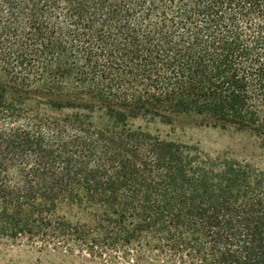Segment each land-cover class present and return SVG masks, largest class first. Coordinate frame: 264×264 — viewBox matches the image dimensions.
Segmentation results:
<instances>
[{"label": "trees", "instance_id": "obj_1", "mask_svg": "<svg viewBox=\"0 0 264 264\" xmlns=\"http://www.w3.org/2000/svg\"><path fill=\"white\" fill-rule=\"evenodd\" d=\"M181 116L264 147V0H0V241L264 264V169L135 125Z\"/></svg>", "mask_w": 264, "mask_h": 264}, {"label": "rangeland", "instance_id": "obj_2", "mask_svg": "<svg viewBox=\"0 0 264 264\" xmlns=\"http://www.w3.org/2000/svg\"><path fill=\"white\" fill-rule=\"evenodd\" d=\"M135 125L142 126L163 139L197 147L204 154L213 157L227 154L264 169V147L249 133L214 128L196 116H181L172 124L139 120ZM60 251L63 253L57 254L53 249H45L38 243L32 244L26 240L17 244L0 241V264H129L128 260L122 258L124 249L118 253L105 252V256L98 259L97 263H93L86 251L78 248H75L73 255ZM131 253L130 259L136 260L137 250H131ZM129 262L131 264L132 261Z\"/></svg>", "mask_w": 264, "mask_h": 264}]
</instances>
